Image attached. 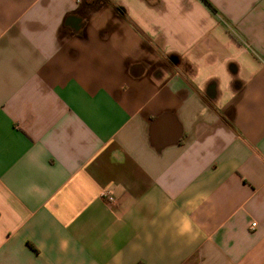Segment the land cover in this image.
I'll use <instances>...</instances> for the list:
<instances>
[{"label":"crops","instance_id":"obj_1","mask_svg":"<svg viewBox=\"0 0 264 264\" xmlns=\"http://www.w3.org/2000/svg\"><path fill=\"white\" fill-rule=\"evenodd\" d=\"M0 264H264V0H0Z\"/></svg>","mask_w":264,"mask_h":264},{"label":"built area","instance_id":"obj_2","mask_svg":"<svg viewBox=\"0 0 264 264\" xmlns=\"http://www.w3.org/2000/svg\"><path fill=\"white\" fill-rule=\"evenodd\" d=\"M101 196H102V198H104L109 203L115 202L114 196L112 195V192L110 190L102 191ZM255 226H256V223L251 222L250 228H254Z\"/></svg>","mask_w":264,"mask_h":264},{"label":"trees","instance_id":"obj_3","mask_svg":"<svg viewBox=\"0 0 264 264\" xmlns=\"http://www.w3.org/2000/svg\"><path fill=\"white\" fill-rule=\"evenodd\" d=\"M206 1V0H205Z\"/></svg>","mask_w":264,"mask_h":264}]
</instances>
